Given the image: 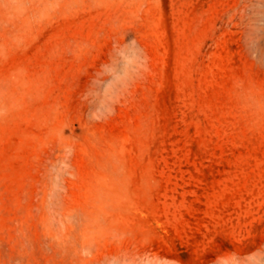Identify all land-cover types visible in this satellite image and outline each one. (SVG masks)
<instances>
[{
    "label": "rangeland",
    "instance_id": "obj_1",
    "mask_svg": "<svg viewBox=\"0 0 264 264\" xmlns=\"http://www.w3.org/2000/svg\"><path fill=\"white\" fill-rule=\"evenodd\" d=\"M0 264H264V0H0Z\"/></svg>",
    "mask_w": 264,
    "mask_h": 264
}]
</instances>
